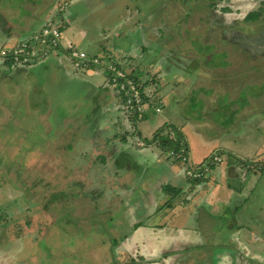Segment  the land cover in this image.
I'll return each instance as SVG.
<instances>
[{
    "label": "crops",
    "instance_id": "crops-1",
    "mask_svg": "<svg viewBox=\"0 0 264 264\" xmlns=\"http://www.w3.org/2000/svg\"><path fill=\"white\" fill-rule=\"evenodd\" d=\"M137 1H140L139 6L135 4ZM110 2L112 0H0V51L14 49L32 40L35 34L56 19L54 10L65 6L57 26L61 34L57 52L29 66H16L10 61H3L0 65V133L7 123L13 121L16 127L24 125L30 133L29 139H34L31 128L36 124H31V121L39 122L37 109L32 107L30 111L25 102L30 91L38 95L42 89L41 86L34 88L36 85L31 84L30 80L35 83L61 82V88L65 91L61 95L65 99L62 105L69 102L74 104L73 100L77 98V113L82 114L87 125L80 128L78 120L81 119L65 120L68 112L63 114L57 111L60 124L57 128L64 132L63 125L69 127L67 133L72 138L70 144L74 148L66 157L68 161H74V168L68 169L63 176L69 179L73 174L75 178H83L84 183L78 180L75 186L80 189L86 184L91 187L93 196L98 197V203L102 205L96 210V220L103 217L104 221L95 223L109 226L107 231L112 235L111 242H121L116 248L111 243L114 254L116 249L122 252L123 257L130 260L129 264H264L262 214L259 211V216H256L253 211L247 222L243 214L254 189L253 183L257 182V178L264 180V112H261L264 99L263 95L253 93L251 98L247 96L249 101L246 103L239 85L243 78L239 80L238 69L240 65L259 68L262 57L254 56L252 52L247 57L243 55L238 62L224 65H230L229 71H224L221 64L217 66V59L211 60L209 70L215 68L219 73L212 74V77L210 71L203 74L208 84L205 83L200 89L199 85L195 86L200 79L184 75L191 62L168 49L173 44L171 41L166 43V34H170L168 26L155 25L156 21L153 20L156 14L150 16L147 12L149 0H125V5ZM102 3H105L106 12L111 16H114L111 10L117 14L119 10L132 8L133 12L125 17L121 15L120 21L114 25L102 26L104 18L107 22L110 19L100 6ZM249 14L252 13H247L245 18ZM245 18L240 23L243 24ZM228 20L224 18L219 28L212 25L216 32L222 34V50H226L227 40L234 28L242 25H231ZM207 32H211V28ZM256 44L254 49L264 47H261V43ZM71 51L83 52L90 59L100 58L106 64L102 63L103 68H100L101 63L100 66H91L88 72L80 73L70 62ZM168 52L173 56L167 55ZM120 64L136 77L145 97L147 93L151 94V98L146 99L157 102L161 110L160 114L150 111L146 118L136 124L138 128L133 135H138V138L135 140L146 143L163 130H170L169 137L165 139L178 141L177 145L183 143L193 163H208L213 155L221 156L222 162L211 167L210 178L204 183L189 181L185 176V166L180 161L168 158L166 151L160 148L153 151L130 148L125 134L124 137L116 135L123 127L112 125L111 121L108 133L101 136L110 145L107 150L113 161L111 168L105 170L101 168L102 165L93 166L96 162L92 157L94 147L87 152L84 149L85 154L77 155V146H84L82 144L86 139H97V144H101L103 139H100L98 130H101L108 115L119 123L124 120L120 117L121 111L116 109L117 104L111 103L113 108L109 104L112 93L105 73L107 70L112 72L113 67L118 69ZM141 64L142 67L145 65L143 70L134 69ZM180 72H183V76ZM258 74L263 75L264 70L258 71ZM19 76L24 81L16 97L15 87ZM194 87L196 90H193ZM166 89L168 91L164 92ZM199 95L200 101L207 106L206 112L215 113L212 123L220 122V116L226 114L229 120H236L237 124L232 127L226 122H220L219 127L208 125L201 118L194 120L196 114L189 115V108L185 114L183 104L189 103L188 106H191L195 102L193 97ZM218 96L221 97L220 101L216 98ZM22 102L26 105L25 113H35L27 123L21 122L17 114ZM152 106L156 107L154 104ZM72 116L75 118V115ZM131 117H127L130 122ZM48 130L52 134L55 132L52 126ZM5 133L0 140L2 137L6 139L7 134L9 136L8 130ZM175 136L179 139L175 140ZM258 138L260 144L256 142ZM52 139L55 140V137ZM245 143L253 145V148L239 151L237 147L247 145ZM39 149L34 150L36 158L47 153L45 149ZM100 159V164L104 162L108 165L106 158ZM85 160L93 164L86 165ZM109 183H112V189ZM120 188L122 191L118 193ZM124 194L129 195L132 201L122 216V208L119 212L116 210L118 199ZM54 232L61 234L57 230ZM65 234L67 237L72 235ZM15 239L13 236L5 240L6 245L11 242L6 252L11 251ZM38 256L40 254L25 259L13 256L15 259H11L10 254L6 257L2 255L0 264H23L30 260H35L34 264H41Z\"/></svg>",
    "mask_w": 264,
    "mask_h": 264
},
{
    "label": "rangeland",
    "instance_id": "rangeland-1",
    "mask_svg": "<svg viewBox=\"0 0 264 264\" xmlns=\"http://www.w3.org/2000/svg\"><path fill=\"white\" fill-rule=\"evenodd\" d=\"M110 3L116 5L126 4L125 0H116V2L112 0ZM135 4L139 6L140 1H137V3L135 2ZM135 4L133 3V5ZM149 4L150 7H148L147 12H149L150 16L156 14L153 20V22L156 21L155 25L162 24L163 26H168L170 34H166V43L169 41L173 43L168 46V49L176 51L177 56L191 62L184 75L190 76L192 79H200V82L198 81L195 86L199 85L200 89H202L203 85L207 83L204 81L205 76L203 75L206 74V72L208 73L210 71L211 77L212 74L219 73L215 68H210L211 70H209L210 66L208 63L211 60L217 59L216 65L218 66L221 64V66H224L228 62H238L243 55L244 57H247L246 55L252 52L254 56L262 57L259 62L261 65H258L259 68L247 66L248 70L245 65H240V68H238L240 70L239 80L241 78L243 79L239 81V85L242 87L241 91L246 103L249 101V97H252L253 93L263 95L264 99V74H258V71L264 70V47L254 49L255 46L258 45L256 42L261 43V47L264 46V0H149ZM102 5L100 6L103 7L106 12V8L104 7L105 3H102ZM108 5L111 6L110 4ZM63 7L65 6L62 5V9ZM83 7L84 6H82V8ZM145 7L146 6H144L143 9ZM62 9L59 7V9L54 10L53 16H55L56 19L51 23H48L50 26L47 27L58 29ZM225 10L228 11V15L224 14ZM57 11L59 15L57 14L56 16ZM67 11L68 8L66 9V12ZM111 12L114 16H111L109 12H106L110 16V19L107 22L104 18L102 20V26L114 25L120 21L119 18L121 15L125 17L129 12L133 11L132 8H128L127 11L119 10L117 14L113 12V10H111ZM250 12L255 13V15H260V17L257 18L258 20H251V22L248 19L250 22L245 24L240 23L247 13ZM101 13L103 12L101 11ZM224 18L225 20L229 19L228 21L231 25L242 24L239 27L234 28L233 34H231L230 38L227 40L228 44L226 45V50H222L221 48V43L224 42L222 40L221 32H216L212 26L215 25L219 28V24H222ZM153 22L152 25L154 24ZM210 28L211 32L208 33L207 31H209ZM44 30L45 28L40 30L38 36ZM68 32L69 31H67L66 34ZM217 34H219V36H217ZM47 50L50 49L48 48ZM87 50L88 49H86V51ZM89 54H91L90 51ZM167 55H172V53L168 52ZM192 55H195L194 58ZM99 60L101 63L100 68H103L104 65L102 63L104 62H102L100 58ZM3 61H10V58H0L1 66ZM136 67L137 68H134L135 70H143L145 65L142 67L141 64ZM229 67L230 65L224 66L222 69L224 71H229ZM118 68V70L112 72L107 70L105 73L107 76V84H110L109 87L112 93V99H110L109 104H117L116 109L121 111L119 114L124 120L119 123L116 118L113 120L108 115L101 125V130H98L99 137L105 136V134L108 133L109 129L107 128L111 121L112 125H120L123 127L120 129V134L116 135L124 137L125 134V139L127 140L126 143L130 148H134V150H141L142 148L152 151L156 150V148H159L158 142L160 141L157 143H151V145H146V143H142L138 139L135 140V138H138V135L137 137L133 135V127H130L132 122L127 118L129 115L133 116L134 112L128 103L134 96L136 98H139L140 96V98L143 99L144 96L139 91L141 86L136 80H134L136 77L132 75V72L126 71L123 66L121 67V64ZM146 71H148V69H146ZM112 73H115L117 80H124V83L120 85L119 89L117 85H114L111 82L113 75L110 77V74ZM118 74H121V77H118ZM180 75L183 76V72H180ZM23 81L21 76H19L17 79V87H15L16 97L19 92H21ZM26 82L29 85V82ZM39 82H41V80H39ZM30 83L36 85L34 88H39L38 86H41L40 89H42L38 95L33 93V91H30L29 95H27L28 103L27 101L25 102L30 111L33 109L32 107L37 109L36 113L39 122L33 123L31 121V124H36L33 129L31 128V132L34 134V139H29L30 133L24 125L20 124L19 127H16L13 121H10L9 124L7 123L6 127L2 128L0 133V136H2V134L6 135L5 130H8L9 132V136L7 134L6 139H3L2 137L0 140V257L2 255L6 257L10 254L12 257H22L25 259L32 255L40 254V257H38L41 264L131 263L130 260L123 257L122 252L116 249V254H114V251H112V244L116 248L121 242H111L112 235L107 231L109 226L104 224L98 225L95 223V221L98 220H100L101 223L104 219L103 217H98V220H96V213L98 212L96 210H99L102 204L98 203V197L93 196L94 193L91 192V187L85 186V184V187L83 186L78 189L75 184L78 183V180L84 183L83 178H75L76 176H73V174L69 176V179H66V176H63L64 173H68V169L74 168V161H68L66 158L67 156H70V153H72L74 148L73 145L70 144L72 138L67 133L69 127L66 124L64 126L62 123L65 131L62 132L57 128L60 125L58 124L59 120L57 119V111H62L63 114L68 112L69 116L65 120L74 119V121H76L77 119H81L78 120V126L80 128L87 126L85 125L82 114L77 113V108L79 106H76V103H79L77 102L78 99L76 98L73 100L74 104L69 102L66 105H62L63 102H65V99L61 97L62 93L65 92L61 88L63 83L49 81L35 83L33 80H30ZM56 84L58 85L57 87ZM122 85L124 86V89L132 92L129 99L125 98V94L121 91ZM193 90H196V87H194ZM159 91L162 92V90ZM167 91V89L164 90V92ZM16 97L13 99L15 100ZM146 98H151V94L147 93ZM216 98L219 101L221 100L220 96ZM200 99V95L199 97H193V101L195 100V102L191 104V106H188L189 103L187 105L184 103L185 114L189 108V115L196 114L194 120L201 118V121H204V123L208 125H216L219 127L221 126L220 122H226V124H229V126L232 127L237 124L236 120H229L226 114L220 116V122L218 120L217 122L212 123L211 120L215 118V113L214 111L211 112V114L209 111L206 112L207 106L203 104ZM25 103L22 102L20 104L17 114L20 116L19 118L21 122L25 121L27 123L29 122V118L34 117L33 115L35 113H25L27 111ZM151 103V101H142V109L145 111L146 115H144L143 119L150 114V111L154 112V109H150ZM153 104L156 106L155 110H159L156 114H160L161 110L158 107L157 102H153L152 105ZM111 108H113V105ZM109 109L110 108H108V110ZM38 111L41 114H39ZM261 112L263 113L264 109H262ZM72 115H75V118H72ZM78 115L81 116L79 117ZM51 116L53 117L52 121H50L52 118ZM14 118H16V115ZM138 122L139 120L137 119V116H135V124ZM69 125L71 124L69 123ZM51 126L55 130L53 134L48 130V127ZM135 128L138 127L135 126ZM169 132L170 130H163L158 135L161 138H168ZM116 133L119 132L116 131ZM54 137L55 140L52 139ZM100 139H103L101 144H97V139H86L85 143L82 144L85 145L77 146L76 152L78 151L77 155L79 153L85 154L83 153L84 149L87 152L89 148L94 147L92 150L94 152L92 157L96 162L93 164V162L85 160V163H87L86 165L92 163L93 166H96V164H98V166L102 165L101 168L108 170L109 167L111 168L113 165V161L111 160V157L108 156L109 153L107 150L110 145L106 139L102 137ZM178 139V137L175 138V140ZM256 142L260 144V139L258 138ZM69 147L71 148L70 150L68 149ZM35 148H37V150L39 148V150L45 149L47 153L43 155V157L38 156L36 158L34 151ZM237 148L239 151L246 148L251 150L253 145H241ZM179 149L180 144L178 143L176 149L166 151L167 157L170 158L169 153L175 152L176 156L172 160L179 161ZM102 157L106 158L108 165L104 164V162L103 164H100V158ZM215 157L219 158L218 156L213 155L208 163L203 164L193 163V160L190 159L193 165H201V168L207 167L208 171L207 173H203L201 178L190 180L186 176L187 169L185 168L184 172L186 178L194 183H204V181L210 178L211 167L217 165V163H214ZM86 180L87 179H85V181ZM259 180L260 183H258ZM103 181L105 182L104 179ZM109 185L112 189V183H109L108 186ZM253 188L249 201H247L245 205V213H243L246 222L249 217H252L253 211L256 216H259L260 211L262 214V216L260 215L262 217L261 220H264V180L261 181V179L257 178V182L253 183ZM121 191V188L118 189V193H121ZM131 199L132 198L126 194L118 199V209L116 211L119 212L118 210L121 207L123 210L122 216L125 214L124 209L127 208L126 206L131 204ZM56 226L58 229H56ZM54 230L61 232V234H56ZM64 231L72 235L67 237V234H65ZM13 236L17 239H15L13 245H11L12 252H6V248L10 246L11 242L7 241L8 244L6 245L5 240H8V237ZM99 239H101V241ZM4 246L6 247L2 248ZM12 257L11 259H15ZM34 261L35 260H30L23 264H34Z\"/></svg>",
    "mask_w": 264,
    "mask_h": 264
},
{
    "label": "built area",
    "instance_id": "built-area-1",
    "mask_svg": "<svg viewBox=\"0 0 264 264\" xmlns=\"http://www.w3.org/2000/svg\"><path fill=\"white\" fill-rule=\"evenodd\" d=\"M60 31L59 29L54 28H45V30L38 36L35 35L32 40L29 42H23L16 48L6 49L0 51V58L4 59L5 57L10 58V62L14 65L21 66H29L36 64L40 60L46 59L52 52H57L59 43H60ZM50 50H47V49ZM69 59L72 66L78 72H88L91 66H100V62L98 59H90L83 52H75L71 51L69 53ZM118 70L117 68H112L111 71ZM113 77L111 82L114 85L118 86V89L124 80H117L115 73H112ZM118 77H121V74H118ZM121 91L125 94V98H130L132 92L124 89V86H121ZM133 91V90H132ZM143 98H136L135 96L129 101L128 105L132 108L133 112H136L137 119L139 122L143 119L145 115V111L142 109V101ZM126 102V101H125ZM156 112H159L157 109ZM176 156L175 152L169 153L170 159H173ZM178 160L183 163L186 171V176L190 180L199 179L203 175V173H207L208 168H201V165L195 166L192 164L188 151L183 143L180 144ZM221 162L220 157L214 158V163L219 164Z\"/></svg>",
    "mask_w": 264,
    "mask_h": 264
},
{
    "label": "trees",
    "instance_id": "trees-1",
    "mask_svg": "<svg viewBox=\"0 0 264 264\" xmlns=\"http://www.w3.org/2000/svg\"><path fill=\"white\" fill-rule=\"evenodd\" d=\"M228 11L227 10H225V13H227ZM260 17V15H255V13H252V14H249L246 18H245V21L243 22V24H245V23H248V22H250L251 20L252 21H257L258 19L257 18H259ZM248 19L250 20V21H248ZM247 21V22H246ZM251 21V22H252ZM25 66V65H24ZM134 80H136L137 81V79H134ZM133 80V81H134ZM144 85H146V83H144ZM142 94H143V96H144V101H148L147 99H146V97H145V95H144V93H143V89L142 88H140V90H139ZM125 103V102H124ZM150 109H154V112L156 113V110H155V107L153 106L152 107V103H151V108ZM135 116H136V112H134V115L131 117L132 118V127H133V132L135 131H137V129L135 128V126H136V124H135ZM146 116V115H145ZM158 141H160V142H158ZM159 143L158 144V147L163 151V152H165V151H167V150H174V149H176L177 148V142H173V141H169V140H167V139H165V138H161L159 135H155L153 138H152V141L150 140V141H146V145H151V143Z\"/></svg>",
    "mask_w": 264,
    "mask_h": 264
},
{
    "label": "clouds",
    "instance_id": "clouds-1",
    "mask_svg": "<svg viewBox=\"0 0 264 264\" xmlns=\"http://www.w3.org/2000/svg\"><path fill=\"white\" fill-rule=\"evenodd\" d=\"M119 69V68H118Z\"/></svg>",
    "mask_w": 264,
    "mask_h": 264
}]
</instances>
